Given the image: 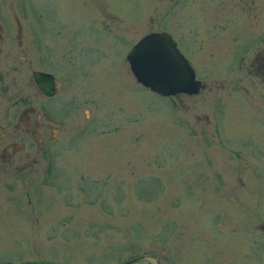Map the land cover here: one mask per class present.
<instances>
[{
	"label": "rangeland",
	"instance_id": "1",
	"mask_svg": "<svg viewBox=\"0 0 264 264\" xmlns=\"http://www.w3.org/2000/svg\"><path fill=\"white\" fill-rule=\"evenodd\" d=\"M0 19L2 83L55 134L0 173V264H264V0H0ZM155 31L200 93L135 83L126 52Z\"/></svg>",
	"mask_w": 264,
	"mask_h": 264
},
{
	"label": "water",
	"instance_id": "2",
	"mask_svg": "<svg viewBox=\"0 0 264 264\" xmlns=\"http://www.w3.org/2000/svg\"><path fill=\"white\" fill-rule=\"evenodd\" d=\"M176 48L166 32L149 33L139 39L125 57L135 83L160 97L176 94L193 96L198 90H203L205 82L194 79L190 64ZM32 79L45 96L54 93L53 86L58 88L47 73L35 71Z\"/></svg>",
	"mask_w": 264,
	"mask_h": 264
},
{
	"label": "flooded vegetation",
	"instance_id": "3",
	"mask_svg": "<svg viewBox=\"0 0 264 264\" xmlns=\"http://www.w3.org/2000/svg\"><path fill=\"white\" fill-rule=\"evenodd\" d=\"M205 19H208L207 16L205 17ZM1 22L2 21L0 19V44H2L3 42V39L1 36L3 35L5 31V27L1 26L2 25ZM14 23H15V29H16V35L14 38L16 39V47H19L22 43L20 39L22 29L20 25H18L19 23L17 20L14 19ZM155 32H158V31H155ZM159 32H162V31H159ZM149 33H153V32H147L144 34V36ZM142 37H140L139 39H141ZM172 37H171V40L174 41L177 47L178 42L175 41L174 37L173 38ZM176 39L179 40V38H176ZM137 41L139 40H136L134 44ZM176 49L178 50V47ZM0 53H1V50H0ZM21 54L23 55V53ZM257 55H258L257 57L260 59L264 58V46L262 50H260L257 53ZM183 56H184L183 58L186 59V56L185 55ZM27 60L28 59L24 56V58H22L21 61L26 63ZM12 70H15L14 66ZM34 72L35 71H33L30 75L31 79H32V75ZM1 76L2 74L0 70V96L5 95L6 96L5 98H8V99L13 98L14 101L10 100L9 101L10 104H8V101L5 99V101H7V105L3 109L4 112L1 111L2 106L0 105V173L4 175L10 172H13L14 174L28 173L27 169L31 166L33 167L34 164H36L37 162L36 160L33 159L34 157L38 156V157L43 158L47 156L45 153L42 154L41 151H43L42 148L45 145L49 144L54 138L55 134H53L52 136L50 135V132H52V129H50V125L52 124V122H49L51 120H47L44 117L43 119H40L37 117L39 116V113L42 112L41 111L42 109L39 106H32V104L29 105L28 103L25 106L21 107L20 110H16V106L18 105V103H20L18 100L17 101L15 100L17 93L15 91L8 92L7 87L9 86H7V84L2 83L3 81H2ZM50 76L52 77V75ZM53 81L54 83H57V81H55L54 78H53ZM31 83L33 85L34 83L33 79ZM29 86H31V84H29L27 87L29 88ZM34 87H35V83H34ZM53 88L55 90L54 93L51 94L50 96H45V94L41 93V91H39V89L35 87V89H37L39 92V96L41 95V97L45 99H50V97H52L54 94H56L60 90L59 86L58 88H55L53 86ZM32 94H33V91L30 90L29 95H32ZM177 95L183 96L184 94H177ZM185 96H188V95H185ZM0 104H2L1 101H0ZM205 124H208V122H206ZM213 129L215 131L216 127ZM200 130H203V129H200ZM191 131H193L192 135H195L194 130L192 129ZM57 132L58 131H56V133ZM25 140H28L30 142L28 144L29 146L28 148L33 147L32 148L34 152L33 156L30 153L18 154V152H21V150L23 149L22 146L24 145Z\"/></svg>",
	"mask_w": 264,
	"mask_h": 264
}]
</instances>
